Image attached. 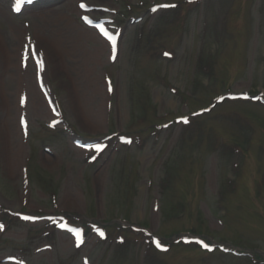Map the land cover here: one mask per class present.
I'll return each mask as SVG.
<instances>
[{"label": "rangeland", "instance_id": "374dc122", "mask_svg": "<svg viewBox=\"0 0 264 264\" xmlns=\"http://www.w3.org/2000/svg\"><path fill=\"white\" fill-rule=\"evenodd\" d=\"M0 264H264V0H0Z\"/></svg>", "mask_w": 264, "mask_h": 264}, {"label": "bare ground", "instance_id": "6f19581e", "mask_svg": "<svg viewBox=\"0 0 264 264\" xmlns=\"http://www.w3.org/2000/svg\"><path fill=\"white\" fill-rule=\"evenodd\" d=\"M9 126L12 128V125L9 124ZM13 133V132H12ZM9 153H8V163H9V167H10V170L12 171L11 173H13L15 170L17 171L18 173V170L16 169L17 168V164L19 162V157L18 155L21 154V148L16 145V144H12V148L10 147L9 148Z\"/></svg>", "mask_w": 264, "mask_h": 264}, {"label": "snow or ice", "instance_id": "6c2138e0", "mask_svg": "<svg viewBox=\"0 0 264 264\" xmlns=\"http://www.w3.org/2000/svg\"><path fill=\"white\" fill-rule=\"evenodd\" d=\"M81 7H84V5L82 4L81 5ZM160 7H174V5H160ZM156 9H153V11H155ZM184 122L185 123H187L188 121H187V118H184ZM25 219H30V217H25ZM100 235L102 236L103 235V233H100ZM82 242V241H81ZM202 243V242H201ZM156 246L157 247H161V245H160V243L159 242H157L156 243ZM205 248H209V246L207 245V244H204L203 245ZM210 250V249H209Z\"/></svg>", "mask_w": 264, "mask_h": 264}]
</instances>
